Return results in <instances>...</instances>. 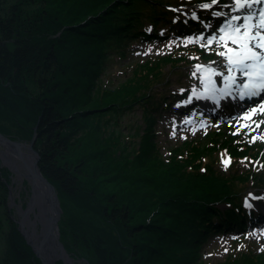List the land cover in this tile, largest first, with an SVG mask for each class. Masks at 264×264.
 Wrapping results in <instances>:
<instances>
[{"label":"trees","instance_id":"obj_1","mask_svg":"<svg viewBox=\"0 0 264 264\" xmlns=\"http://www.w3.org/2000/svg\"><path fill=\"white\" fill-rule=\"evenodd\" d=\"M165 4L0 0V118L8 121L0 131L22 141L35 136L38 166L63 209L61 241L84 264H200L213 235L242 233L258 218L242 199L264 188V171L251 164L239 173L235 164L241 155L264 161V142L228 134L205 147L175 146L165 158L154 140L157 110L178 97L156 91L167 81L164 65L171 70L189 54L215 53L192 45L183 56L136 65L115 84L102 79L112 58L122 61L134 42L189 34L209 19L205 9L174 21L177 13ZM137 106L144 127L123 121ZM220 146L232 161L227 173L203 166L201 154ZM99 173L117 189L99 193L89 181ZM10 174L0 168V264H41L5 209ZM222 264H264V253L247 248Z\"/></svg>","mask_w":264,"mask_h":264},{"label":"rangeland","instance_id":"obj_2","mask_svg":"<svg viewBox=\"0 0 264 264\" xmlns=\"http://www.w3.org/2000/svg\"><path fill=\"white\" fill-rule=\"evenodd\" d=\"M234 2L235 0H218L216 4L205 2V4H210L211 6L209 8H204L200 2L195 3V0H164V3H166L165 5H169V7L174 9L177 13V16L173 19L174 21L181 20L185 22L186 19L196 18L197 11L205 9L208 10L207 16H209V19H202L198 28L189 34L176 33V30H174L170 33L169 38L164 40L156 39L151 42H134L129 47L128 56L122 61H118L116 57H113L111 64L108 65L109 68L106 69L102 75L105 84H109L111 81L115 84L117 83V78L122 77L125 71L129 74L131 69L136 65L169 55L183 56L188 54L189 51L185 50L186 52L184 53L181 50L192 45H199L201 48H206L208 54H216V57L212 59L200 58L196 54H189L186 61L179 62V66L171 70H169V64L164 65L165 68L163 67L166 71L167 81L162 87L159 88L158 86L156 91L163 90L165 94V92L169 90L172 94L178 95L169 109L157 110L155 123L153 125L154 140L165 158L170 156V150L175 146L182 147V150H184L185 148L187 149L189 143L198 142L201 147H205L219 142L220 139L227 137L228 134H237L240 138H247L246 141L251 145L256 141L264 142V124H261L260 127L257 128L256 124L252 123V120H264V116L254 115L251 120L243 119L245 114L252 107L243 108L232 114L216 112L208 115L200 109L199 103L190 105L195 100L204 98L201 90L206 85L208 78H214L217 81V87L223 88L224 75L228 73L227 69L223 67L226 60L217 55L219 51H226L224 48L225 42L220 39V37L225 34L220 33L219 28L226 25L232 16L243 17L247 11L246 9L234 10L232 7ZM262 7V3L261 5L253 4L251 11L256 14V22L259 20L260 8ZM215 13H220L221 15L218 16L215 15ZM242 22L241 19L233 23ZM162 31L163 30H161V33ZM213 37H215V39H213ZM228 47H234V45L228 42ZM214 61L217 63H213ZM196 65L202 66L199 71H197ZM205 69H209V71H205ZM212 70H215V73H223L224 75L214 74ZM193 73H195V75H193ZM233 74L242 76L238 71L233 72ZM193 89H195L196 95H193ZM206 103L207 102H205V105ZM261 103H264V99L256 103L253 107H257L259 111V105ZM123 121L130 125L136 124L144 127L142 110L137 106ZM7 123V120L3 122L0 118V125H7ZM247 124H250L251 127L244 126ZM2 134L13 140L25 142L26 144L30 143L32 140L22 141L14 139L5 133ZM136 140L138 141V137ZM201 157L204 161L203 166L208 162L210 165H213L214 168L224 173L229 172L231 169L232 161L229 159L226 152L221 149V146L218 151L208 149L204 154H201ZM236 160L237 164H235V166L238 168L239 173L247 170L251 164H254L256 169L260 172L264 171V161H258L256 163L255 159L251 156L243 155L238 156ZM0 168H6L11 173L10 181L8 182V197L5 209L9 211L10 216L18 223L21 219V215L17 206L21 205L23 208L26 206L30 198L31 186L26 178L22 177V180L17 178L14 170L11 171L5 166H0ZM260 168H262V170ZM105 178L107 177L103 175V173H99L93 177V179H89V181L100 190L99 193H102L101 190L106 188L117 189L116 186H112L109 180L107 181ZM10 183L11 188L9 187ZM9 195L13 197V204H10ZM263 202L264 188L249 189L242 199V205L247 210L257 208L258 205H262ZM62 217L63 209L61 218ZM247 224L248 229L242 233L233 232L213 235L202 248L200 264H222L230 253L242 251L247 248L254 250L255 253H264V221L263 223L259 221L256 225L251 223V221H247ZM37 229H40L39 225ZM1 231L2 230H0V256H2L3 252ZM73 260L74 264H84L81 259ZM58 262L61 263V261Z\"/></svg>","mask_w":264,"mask_h":264},{"label":"water","instance_id":"obj_3","mask_svg":"<svg viewBox=\"0 0 264 264\" xmlns=\"http://www.w3.org/2000/svg\"><path fill=\"white\" fill-rule=\"evenodd\" d=\"M34 141L35 136L32 137L30 143L26 144L25 142L13 140L0 132V166H5L12 171L13 166L16 165L9 155L14 158L17 157L19 167L31 186L30 198L26 206L24 208L21 205L17 206L21 215V219L17 223L18 229L34 254L39 258L41 264H57L58 261H61L62 264H74L73 258L60 240L59 221L62 209L58 193L55 186L43 175L38 166L39 154L33 146ZM9 187L11 188V183ZM9 199L10 204H13L14 200L11 195H9ZM37 201H40L43 205L42 216L44 222L39 226L40 239L35 241L32 234L34 231L30 230L27 220L29 218V203Z\"/></svg>","mask_w":264,"mask_h":264},{"label":"snow or ice","instance_id":"obj_4","mask_svg":"<svg viewBox=\"0 0 264 264\" xmlns=\"http://www.w3.org/2000/svg\"><path fill=\"white\" fill-rule=\"evenodd\" d=\"M217 2L218 0H211V4ZM259 3H264V0H235L232 5L233 9H246V14L243 17L232 16L226 25L219 28L220 33L225 34L220 39L225 42L226 51H219L217 55L226 60L223 67L227 69L228 74L224 75L223 73H215V70L212 71L214 74L224 75V79L231 83H235V77L231 75L233 72L238 71L246 77L243 83L242 99L244 97H257L264 93V9H261L259 13L258 22H256V14L251 11L253 4ZM210 6V4L203 5L204 8ZM215 15L221 14L215 13ZM241 19L242 23H233ZM228 42L234 47H228ZM213 63L217 62L214 61ZM201 67V65H196L197 71ZM205 71H209V69H205ZM193 95H196L195 89H193ZM254 115L264 116V103L259 105V111L257 107L250 108L243 119L251 120ZM252 123H255L256 127L259 128L261 124H264V120H252ZM244 126L251 127L250 124Z\"/></svg>","mask_w":264,"mask_h":264},{"label":"bare ground","instance_id":"obj_5","mask_svg":"<svg viewBox=\"0 0 264 264\" xmlns=\"http://www.w3.org/2000/svg\"><path fill=\"white\" fill-rule=\"evenodd\" d=\"M259 4L261 5V3H259ZM262 4H263V7L260 8V11H261V9H264V3H262ZM210 78H212V77H210ZM211 85H213V84H211ZM221 97H222L221 93L218 94V96L211 95L210 100L208 102H209V104H211L212 101H217V103H219V100L222 99ZM262 97H264V96H262ZM223 99H227V97H225V98L223 97ZM212 110H214V109H212ZM216 111L219 112L220 110L219 111L216 110ZM222 111H225V110H222ZM9 157L13 160L14 164L16 165V166H13L14 169L12 167L11 168L16 173L17 178L22 180V177L25 178V176L23 175V171L19 167V162H18L17 157L14 158L12 155H9ZM42 213H43V205L40 201L39 202L37 201L35 203H29V208H28L29 218H28L27 222L30 225V227H29L30 230L34 231V233H32V234H33V238L35 239V241H38L40 239V229L38 230L37 228H38V225L40 226L44 222Z\"/></svg>","mask_w":264,"mask_h":264}]
</instances>
